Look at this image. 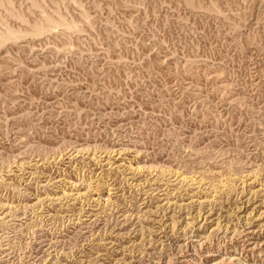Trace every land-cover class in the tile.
I'll return each instance as SVG.
<instances>
[{
	"label": "rangeland",
	"instance_id": "374dc122",
	"mask_svg": "<svg viewBox=\"0 0 264 264\" xmlns=\"http://www.w3.org/2000/svg\"><path fill=\"white\" fill-rule=\"evenodd\" d=\"M0 264H264V0H0Z\"/></svg>",
	"mask_w": 264,
	"mask_h": 264
}]
</instances>
